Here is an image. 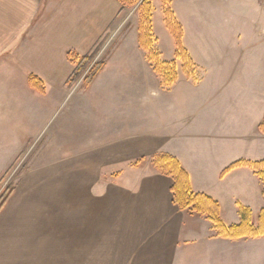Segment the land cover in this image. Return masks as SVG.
Returning a JSON list of instances; mask_svg holds the SVG:
<instances>
[{"label":"crops","instance_id":"1","mask_svg":"<svg viewBox=\"0 0 264 264\" xmlns=\"http://www.w3.org/2000/svg\"><path fill=\"white\" fill-rule=\"evenodd\" d=\"M120 12L119 0H0V134L10 143L0 178L22 153H39L0 211V264H263L264 237L219 236L206 216L180 210L170 176L130 163L170 154L194 191L220 203L226 225L240 222L238 203L256 221L259 177L248 166L222 172L240 159H264V54L244 50L228 71L226 101L212 88L206 100L191 99L189 112L178 93L171 98L179 76L161 94L154 127V70L137 38L139 56L132 48L122 55L128 61L109 60L89 88L66 84L74 70L68 52L90 54ZM177 19L200 69L190 27ZM32 74L44 91L30 85ZM185 78L198 88L203 80ZM102 109L114 110V129H105ZM108 160L120 166L113 181L102 172Z\"/></svg>","mask_w":264,"mask_h":264},{"label":"rangeland","instance_id":"2","mask_svg":"<svg viewBox=\"0 0 264 264\" xmlns=\"http://www.w3.org/2000/svg\"><path fill=\"white\" fill-rule=\"evenodd\" d=\"M150 2L152 5L153 50L159 54L161 60H175L176 42L173 34L166 25L163 0H150ZM141 3L142 0L136 5L120 12L109 32L90 53L94 55L95 62L104 61L106 62V66L109 60L115 63L122 62L126 60L123 59L122 55L124 53L127 55L132 48H135L137 56H139L140 52L136 48L137 45L135 46L131 40L133 41L134 38H137L138 44L140 45L139 25L141 19ZM171 8L176 18L179 17L183 23L190 27L188 44L197 57L200 69L194 61L193 66L187 64L184 66L185 63L181 59H177V78H173V83L168 85L164 82L163 77L154 70L152 62L148 60L154 70L153 88L156 91L154 96V127L159 128L161 121V94L163 99H166L168 96L163 90H166V86L175 84L179 80V76L181 80L175 86L171 98L173 100L178 93V96H181L186 103V111L188 110L187 107L190 105L188 103H190L191 99L199 102L206 100L209 96V90L212 88H216V91L213 90V93L217 92L219 88V100L220 102H225L227 94L225 92V85L228 79V71L233 70V68L237 69L238 63L236 57L242 54L247 48L251 49L250 55L264 54V0H172ZM120 50L122 51L121 53H119ZM145 52L147 55V51ZM255 65H257V61L249 64L250 67ZM139 70L140 68L137 72ZM200 75L203 80L199 88L185 78L186 76L190 78L191 76ZM169 78L172 79L171 75H169ZM82 85L83 77L74 86L78 87ZM63 110L65 109L61 107L58 113L60 114L59 117L65 112ZM102 110H104L101 111L104 116L102 119H99L104 120L106 124L105 129H114L116 118L114 116V110ZM93 120L98 121V119ZM122 120H124V123L129 124L130 116L126 115ZM98 128H101V126ZM128 130L129 126H127ZM108 135L111 138L114 137L112 131ZM4 141L0 134V157L6 154L1 153L2 149L4 150L10 145L9 142ZM34 149L35 146L28 153L19 155L6 171L5 178L0 181V197L8 187H16L20 175L28 169L30 160L39 154L33 153L32 150L34 151ZM61 154L63 153H47V155L45 153V156L55 158ZM145 158L144 164L147 162L152 164V157ZM136 160H133L130 164L133 166ZM119 168V165H113L108 160L102 171L106 180L113 181L114 177L117 176V169ZM228 213L229 211L226 209L224 212L226 217ZM257 217L258 214L255 216V219Z\"/></svg>","mask_w":264,"mask_h":264},{"label":"trees","instance_id":"3","mask_svg":"<svg viewBox=\"0 0 264 264\" xmlns=\"http://www.w3.org/2000/svg\"><path fill=\"white\" fill-rule=\"evenodd\" d=\"M141 0H119L121 4V12L126 8H130ZM172 0H163L165 5V21L168 29L173 34L176 42L175 60H161L158 53L153 50V23H152V5L150 0H142L140 5L141 19L139 25V43L140 46L147 51V57L154 66V70L158 72L164 79L166 84H172L173 78H177V59H181L186 66H193V60L183 45L184 30L182 24L176 18L174 11L171 8ZM68 58L74 65L72 74L67 79L66 84L72 87L76 82L83 77V87L89 88L106 66V62H95L93 54L81 55L75 50L68 52ZM171 75L172 79L169 78ZM29 83L32 87L44 91L45 83L37 76L30 75ZM261 132L264 133V119L259 126ZM146 158H138L133 166H140L145 162ZM152 164L159 170L160 173L170 176L173 179L171 191L177 206L182 211L196 213L206 216L213 224L219 236L238 239L242 237L255 238L264 237V207L260 210L256 221L253 219L252 210L238 203V211L240 222L238 224L226 225L221 217L220 203L203 192L194 191L191 183V178L187 170L182 166L180 161L167 153H158L152 156ZM248 166L253 169L259 177L263 189L264 196V159L251 161L240 159L233 162L222 172V176L226 175L235 168ZM7 172L1 177L0 181L5 178ZM15 187L8 189L0 197V211L14 192Z\"/></svg>","mask_w":264,"mask_h":264}]
</instances>
